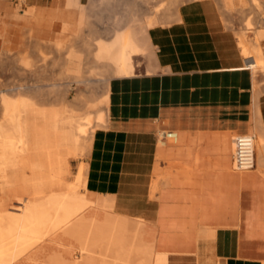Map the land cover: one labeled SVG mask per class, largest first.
<instances>
[{
    "label": "bare ground",
    "instance_id": "6f19581e",
    "mask_svg": "<svg viewBox=\"0 0 264 264\" xmlns=\"http://www.w3.org/2000/svg\"><path fill=\"white\" fill-rule=\"evenodd\" d=\"M19 1L20 6L17 5L16 8L34 0ZM78 2L79 0H45V5L66 11L69 18L65 17L64 30L71 33L70 27L75 20L70 17V11ZM255 4L256 0H250L252 7ZM224 12L229 13L226 10ZM168 17V12H164L158 18L166 21ZM153 19H149L152 26ZM260 19L262 17L256 21L259 22ZM78 23L89 22L85 19ZM146 24L144 22L137 29L113 35L110 44L100 41L93 60L89 59L86 48L83 51L87 56L83 57L84 61L82 57L66 49L67 55L74 57L75 65H69L73 69L70 68V73H66L65 68L63 78L71 79L69 82L76 85L83 83L88 88L92 87L91 81L101 79L100 76H130L135 71L133 56L138 54L143 55L151 69L158 67L171 71V68L159 64L156 52L149 49L154 46L148 30L150 28ZM31 29L21 28L23 35L29 37ZM79 29L80 27L77 29L78 39L81 38ZM91 30L95 31L94 28ZM261 37H264V27L254 37V43ZM238 39L244 58V66L239 70L247 67L253 71L264 69L261 46L250 50L245 34L239 35ZM40 41H44V38H35L33 48L36 49ZM63 52L62 47L59 53ZM9 55L6 51L0 52V58H8L15 70L32 72L34 83L28 85L14 81L10 87V81L3 83L0 79V264H167L169 255L165 251L155 250L156 234L132 232L129 229V210L106 203L97 183L98 171H87V175L83 160H79L92 153L96 146L105 147L109 131H122L126 127L135 130L136 123L128 119L121 120L110 113L109 107L99 105H84L82 112H78L70 105L77 101L84 103L85 100L80 90L76 98L68 97L69 82L66 81L63 89L59 87L58 90L48 91H44L38 84L47 77L43 74L46 68L38 63L43 58L31 61L23 56ZM70 59L66 63L73 61H69ZM88 60L98 63L95 66L98 72L90 71L89 67L92 65L85 67ZM66 66L69 67L68 64ZM47 79L54 80V74L48 75ZM10 90L15 94L10 96ZM54 101H63L65 104L50 103L51 106H47ZM257 110L254 116L259 120ZM258 125L256 123L253 126V133L250 135L254 164L260 166L264 154V130ZM71 158L78 161V172L72 180ZM262 164L263 162V167ZM163 182L164 179L154 177L149 197L152 198L154 191ZM204 230L202 239L208 244L214 238V228L207 226ZM209 251L211 249L206 252ZM210 260L209 258L208 261ZM237 262L251 264L246 261Z\"/></svg>",
    "mask_w": 264,
    "mask_h": 264
},
{
    "label": "crops",
    "instance_id": "0c3cea01",
    "mask_svg": "<svg viewBox=\"0 0 264 264\" xmlns=\"http://www.w3.org/2000/svg\"><path fill=\"white\" fill-rule=\"evenodd\" d=\"M232 4L239 10L246 8L249 0H232ZM179 12L184 21L189 12L187 5L179 7ZM64 20L63 8L37 5L31 36L54 40L56 34L39 29L48 24L52 29L58 26L57 30L65 37L68 32L64 30ZM236 48L238 63H234L232 51L226 45L220 50L215 48L201 54L198 63L187 70L175 72H199L204 76L239 72L244 66V58L238 35ZM227 54L230 59L219 60ZM218 61L220 63L217 64ZM164 72L172 74L174 71ZM133 76L135 74L109 80V109L116 117L133 114L132 110L120 107L115 96L118 87L130 84ZM250 85L253 90L250 103L245 106L244 118L230 115L228 119H222L218 113L221 105L216 101L201 105L197 115H189L193 109H185L181 103L183 106L179 111L182 117L164 119L163 122H176L160 126L165 135L161 139H164L163 143L158 144L156 131L148 130L149 120H157L154 116L141 119L125 117L141 123H136L135 130L119 135L114 152L103 154L97 172V183L103 194L109 196L115 206L129 210V229L132 232L156 234L155 250L169 255L167 264H201L203 261V264H238V260L264 264V166H261L262 162L264 165V154L260 166L254 164L250 170L237 171L233 167L231 169L229 150L231 130L253 127L256 123L264 130V92L255 89L251 75ZM168 101L165 104L171 105V99ZM155 103L164 114L171 110L163 108L161 100ZM256 110L259 120L254 116ZM164 174L166 178L157 192L154 191L152 199L149 197L151 181L154 177L163 180L161 176ZM122 199L128 203L123 204ZM204 226L214 228V238L208 244L199 237ZM206 246L211 251L206 252L209 250ZM208 257L214 260L208 261Z\"/></svg>",
    "mask_w": 264,
    "mask_h": 264
},
{
    "label": "rangeland",
    "instance_id": "374dc122",
    "mask_svg": "<svg viewBox=\"0 0 264 264\" xmlns=\"http://www.w3.org/2000/svg\"><path fill=\"white\" fill-rule=\"evenodd\" d=\"M263 2L264 0H256L255 6L252 7L249 0V5L246 8L238 10L234 8L232 0H79V4L75 5V3L70 11V17L75 20L70 27L71 33H68L64 37L57 30L58 26H54L52 29L48 24H44L39 29L46 33L56 34L55 38H53L56 41H40L41 43L35 49L33 48L35 38L29 37V35L24 36L21 28H32L34 10L37 5L52 8L57 7L45 5V0H34L23 3L21 8H16L17 5L20 6L19 0H0V52L6 51L11 56L13 54L14 56H23L31 61L32 59L43 58L38 63L44 65V68H46V71L43 72L44 76L48 77V75L53 73L55 79L50 80L46 77V80L43 78L38 84L42 86L44 91L50 89L58 90L57 88L59 87L63 89L66 81H72L71 79L65 80L63 76L66 71V73L71 72L70 64L72 66L73 64L75 65L74 57L67 55L66 49V51H71L80 58L82 57L84 61L83 57L86 58L87 56L83 51L86 48L88 49L89 59L93 60L97 44L100 41L104 44H110L113 35L128 32L133 28L137 29L139 25L147 22L146 25L150 28L148 30L152 35L151 42L154 46L149 49L156 51L159 64L163 67L171 68V71L174 72L172 74L165 73L164 71L166 70L158 67L152 68L154 70L152 72L150 65H148L143 55H134L135 71L133 74L135 76L131 78L130 84L118 87L115 96L118 99L117 102L120 107L133 111V114L126 113V115H121V120H124L125 117L141 119L147 116H154L157 119L155 122L154 120H149L150 127L148 130L156 131L158 144H162L164 139H161L164 137L165 132L160 129V126L176 122L174 120L163 122L165 118L173 116L182 117L179 111L183 106L181 103L184 104L185 109H193L189 115H197L201 105L216 101L221 105L218 113H220L222 119H228L230 115H237V119H240V117L244 118L245 106L247 103H250L249 100L253 90L250 85V75L253 77L255 89L260 93L264 92V69H254L253 71L247 67L245 70L231 72V74L224 72L219 75L208 76H204L199 72H175L181 69L187 70L189 66L198 63L197 60L201 54L213 51L215 48L220 50L221 47L226 45H229L232 51L231 57L232 59L235 58L234 63H238L236 58L237 35L239 38L241 34H245L248 38V49L251 50L261 46L264 54V37L257 39L254 43V37L264 27ZM184 5H187L189 12L183 21L181 20L182 16L179 15V7H183ZM224 10L229 11V13H225ZM31 12L32 16H30ZM164 12H168L169 15L166 21L158 18L159 16L162 17ZM65 17L69 18V15L65 13ZM261 17L260 23L256 21V19ZM151 18L153 19V26L150 23L151 20H149ZM85 19L89 23H78V21L83 22ZM182 22L184 23L182 24ZM68 23L70 26V22ZM78 27H80L79 35L81 36L79 39L76 38L78 36ZM243 27L245 28L244 30L242 29ZM92 28L95 31L91 30ZM75 38L76 40H74ZM250 38L251 40H249ZM84 42L87 44L85 45ZM62 47L66 54L64 52L59 53ZM68 59H70L69 61H73L66 63ZM220 59L228 60L230 56L227 54ZM90 60H88L85 67L88 68V66L92 65L89 67L91 68L90 71L94 70L98 72V68H95L98 63L91 62ZM231 63L233 62L231 61ZM67 64L70 66L67 67ZM71 70L73 69L71 68ZM147 71L149 72L147 73ZM100 78L92 80V83H90L92 87L88 88L83 83L79 85L73 82L67 83L69 85V90L67 91L68 97L76 98L80 90L85 100L84 103L79 101L72 103L70 107L76 109L78 112H82L84 105L109 107V80L111 77L100 76ZM0 79L3 83L10 81V87L14 81L28 85L34 83L32 72L28 70H15L8 58H0ZM52 83L57 84L53 86L51 85ZM14 94L15 92L10 90V96ZM213 98L216 100H213ZM169 99H171V105H166L165 101L167 100V103H169ZM158 100L164 103L163 108L168 107L171 110L166 112V114L161 112V109L155 103ZM50 103L54 105L65 104L63 101L61 103L60 101H54L49 102L47 106H51ZM189 115H185V117ZM132 121L141 123L136 120ZM131 130L126 127L122 131H109L105 147L99 148L96 146L92 153L79 159L84 162L82 163L84 164L85 172L91 171L92 173H96L99 171L102 163V154L108 155L114 152L119 135L122 132ZM240 132L252 135L253 127L233 129L231 130V136ZM231 148L230 140V156ZM73 160L72 158L69 160L71 163L70 170L73 173L70 180L74 179L78 172V161ZM161 178L165 179L166 174L162 175ZM103 197L106 203L115 206L111 203L109 196L103 194ZM121 202L125 204L128 203V200L122 199ZM115 207L127 210L124 206ZM206 227L204 226L200 231L199 237L202 238L204 236V229Z\"/></svg>",
    "mask_w": 264,
    "mask_h": 264
},
{
    "label": "built area",
    "instance_id": "2783aa9c",
    "mask_svg": "<svg viewBox=\"0 0 264 264\" xmlns=\"http://www.w3.org/2000/svg\"><path fill=\"white\" fill-rule=\"evenodd\" d=\"M231 165L234 170H250L254 166L252 136L248 133H236L231 136Z\"/></svg>",
    "mask_w": 264,
    "mask_h": 264
}]
</instances>
